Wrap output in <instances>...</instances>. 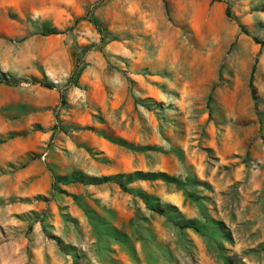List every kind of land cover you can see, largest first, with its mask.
<instances>
[{"label":"rangeland","instance_id":"obj_1","mask_svg":"<svg viewBox=\"0 0 264 264\" xmlns=\"http://www.w3.org/2000/svg\"><path fill=\"white\" fill-rule=\"evenodd\" d=\"M253 38L264 0H0V264H264Z\"/></svg>","mask_w":264,"mask_h":264},{"label":"trees","instance_id":"obj_2","mask_svg":"<svg viewBox=\"0 0 264 264\" xmlns=\"http://www.w3.org/2000/svg\"><path fill=\"white\" fill-rule=\"evenodd\" d=\"M225 16L228 19H231V20L235 21V23L239 27L240 31L243 34L248 35L247 29L234 17V15H233V13H232V11H231L229 6L226 7ZM88 21L96 29V31L98 33H100V28H99L98 23H97V21H96V19L94 18L93 15H91V14L88 15ZM51 34H57V33L56 32H52ZM253 41L256 44H259L261 49L264 51V41L256 39V38H253ZM94 47H95V45H92V46H89L86 49H84V54L89 52V51H91ZM0 83L9 84V82L6 79H3L2 81H0ZM44 86L46 88H51L48 85H44ZM249 86H250V92H251L252 98L255 100V98H256L255 94L256 93H255L254 87L252 85V77L250 79ZM134 176H139V173H135ZM112 181L117 183L119 188H121L123 191H129L130 192V190L127 189L122 182L118 181V179H116V178H111V177L110 178L92 179V180L87 181L86 184L87 185H100V184H104V183H108V182H112ZM150 210H152L156 214L163 215V214H166V212H169L171 209L170 208L163 209V208H160L158 206H150ZM176 225L178 227H180L181 229H194V230H197L195 225L193 223H191V222L176 223Z\"/></svg>","mask_w":264,"mask_h":264}]
</instances>
